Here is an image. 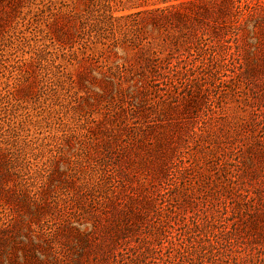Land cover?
<instances>
[{
    "label": "rangeland",
    "instance_id": "obj_1",
    "mask_svg": "<svg viewBox=\"0 0 264 264\" xmlns=\"http://www.w3.org/2000/svg\"><path fill=\"white\" fill-rule=\"evenodd\" d=\"M0 264H264V0H0Z\"/></svg>",
    "mask_w": 264,
    "mask_h": 264
}]
</instances>
